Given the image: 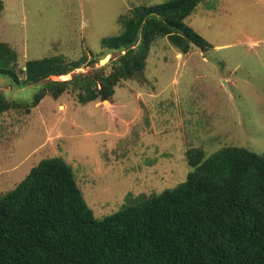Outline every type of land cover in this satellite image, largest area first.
Segmentation results:
<instances>
[{
	"label": "rangeland",
	"instance_id": "obj_1",
	"mask_svg": "<svg viewBox=\"0 0 264 264\" xmlns=\"http://www.w3.org/2000/svg\"><path fill=\"white\" fill-rule=\"evenodd\" d=\"M166 1L0 0V41L16 53L18 78L0 76L10 106L0 113V195L58 157L101 219L184 182L192 148L205 158L232 146L264 154V0H200L183 22L210 46L182 53L158 37L112 96L82 103L68 84L36 102L49 81L120 67L125 50L101 39L120 34L135 8ZM55 55L83 63L25 84L28 60Z\"/></svg>",
	"mask_w": 264,
	"mask_h": 264
},
{
	"label": "trees",
	"instance_id": "obj_2",
	"mask_svg": "<svg viewBox=\"0 0 264 264\" xmlns=\"http://www.w3.org/2000/svg\"><path fill=\"white\" fill-rule=\"evenodd\" d=\"M199 1L135 8L120 34L100 41L125 50L120 67L49 81L36 102L46 92L58 97L68 84L81 90L82 103L112 96L118 81L143 69L158 37L182 53L192 44L210 46L183 22ZM16 58L0 41V76L18 80ZM82 63L60 55L28 60L24 82L66 75ZM9 107L0 96V113ZM186 156L191 170L184 182L101 219L63 159L41 160L0 195V264H264V154L232 146L206 158L192 148Z\"/></svg>",
	"mask_w": 264,
	"mask_h": 264
},
{
	"label": "water",
	"instance_id": "obj_3",
	"mask_svg": "<svg viewBox=\"0 0 264 264\" xmlns=\"http://www.w3.org/2000/svg\"><path fill=\"white\" fill-rule=\"evenodd\" d=\"M107 59L103 60L101 63L103 64V62H106Z\"/></svg>",
	"mask_w": 264,
	"mask_h": 264
},
{
	"label": "bare ground",
	"instance_id": "obj_4",
	"mask_svg": "<svg viewBox=\"0 0 264 264\" xmlns=\"http://www.w3.org/2000/svg\"><path fill=\"white\" fill-rule=\"evenodd\" d=\"M104 63V62H103Z\"/></svg>",
	"mask_w": 264,
	"mask_h": 264
}]
</instances>
